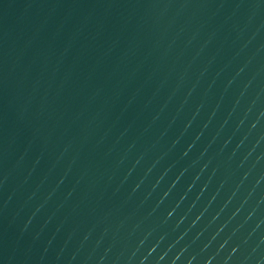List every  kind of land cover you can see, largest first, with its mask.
<instances>
[{
  "label": "water",
  "instance_id": "obj_1",
  "mask_svg": "<svg viewBox=\"0 0 264 264\" xmlns=\"http://www.w3.org/2000/svg\"><path fill=\"white\" fill-rule=\"evenodd\" d=\"M0 264H264V0H0Z\"/></svg>",
  "mask_w": 264,
  "mask_h": 264
}]
</instances>
